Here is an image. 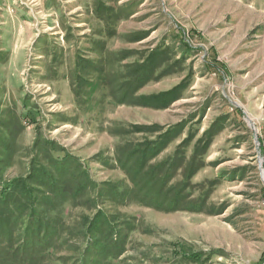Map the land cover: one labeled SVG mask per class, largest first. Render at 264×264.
<instances>
[{"label": "rangeland", "instance_id": "374dc122", "mask_svg": "<svg viewBox=\"0 0 264 264\" xmlns=\"http://www.w3.org/2000/svg\"><path fill=\"white\" fill-rule=\"evenodd\" d=\"M167 46L137 95L187 80L183 97L164 109L118 101L127 77ZM222 54L229 75L211 63L213 56L222 63ZM262 58L264 0H0V188L18 178L38 188L37 167L54 170L63 152L76 158L61 177L66 187L74 192L91 181L65 202L61 235L43 247L29 241L34 227L17 207L10 233L0 231V264H83L85 221L98 209L127 234L124 253L112 259L100 251V264H264V144L238 101L234 69ZM180 122V136L157 161L191 132L196 141L213 124L219 129L187 191V204L202 209L167 212L108 190L133 187L120 148L156 136L137 127ZM45 200L36 193L41 213L49 210Z\"/></svg>", "mask_w": 264, "mask_h": 264}, {"label": "trees", "instance_id": "16d2710c", "mask_svg": "<svg viewBox=\"0 0 264 264\" xmlns=\"http://www.w3.org/2000/svg\"><path fill=\"white\" fill-rule=\"evenodd\" d=\"M189 35L193 37L194 33L190 32ZM184 46L189 49L191 44L184 40ZM169 50V46L165 48L158 47L153 50L146 57L145 62L140 64L127 77L123 83L124 90L120 92L118 101L134 102L164 109L168 108L172 102L182 98L183 92L188 88L187 80L169 90L151 96L137 95V91L156 75L157 68L165 62V52H169ZM211 63L216 67L219 65L222 67V63L217 59V56H213ZM183 127L184 122L168 128L158 124L137 127L135 133L144 132L156 136L154 139L138 142L133 147L123 148L121 146L120 148L123 156L119 158L118 162L133 187L126 188L123 184L117 183L110 186L108 190L117 197L132 198L140 203H146L167 212L182 208L202 209L200 204L197 207L196 205L187 204L189 197L187 191L191 192L194 186L191 181L195 174L206 166V157L219 129L216 124H213L196 141L193 132H191L176 146L170 157L157 161V158L168 148L170 143L178 139ZM191 145H193L192 151L188 155ZM75 161L74 156L63 152L56 159L54 170H50L45 166L37 167L31 178L38 188H33L31 183L23 178L15 179L0 188V231L3 227L2 231L6 230V233H10L9 229L12 228L8 219L16 216V208L20 207L19 217L27 216L32 222L30 226L34 227L33 230L28 228L26 232L29 241L37 239L36 245L43 247V245L58 239L63 228L61 224L64 223L62 210L65 202L69 199H76L77 194H80L79 190L88 187L91 183L90 181V183L81 184L74 192L66 187L65 179H61V177L69 172L66 166ZM178 176H181L182 180L177 182L179 184H172L173 179ZM217 184V179L213 180L210 184L211 188L213 189ZM63 187H65L64 191ZM37 192L41 193L46 199L44 203L49 207L47 212L41 213L38 211L36 207ZM67 193L68 195H66ZM51 196H55L57 200H53ZM21 199H26V201L21 202ZM205 199L206 196H203V200ZM43 217H46L44 225ZM85 223L87 224L83 234L86 238L84 241L86 249L81 254L83 260L80 263L100 264L101 258L97 255L100 251H102L101 254L108 253L107 257L112 259L124 253L127 234H121V228L112 222L109 215L98 209L92 217H88V221H85ZM124 223L128 226L129 231H133L132 223L128 221ZM43 226H45V231L42 230ZM17 250L19 249L17 248ZM17 250L12 253V256H16ZM198 256L199 254L193 253L191 258L196 261ZM21 258L25 259L26 257L21 256Z\"/></svg>", "mask_w": 264, "mask_h": 264}, {"label": "crops", "instance_id": "0c3cea01", "mask_svg": "<svg viewBox=\"0 0 264 264\" xmlns=\"http://www.w3.org/2000/svg\"><path fill=\"white\" fill-rule=\"evenodd\" d=\"M217 59L221 61L219 56H217ZM262 61L263 63L259 64ZM222 65L224 66L222 74L229 75L228 73L233 70V66L227 60H224L223 54ZM234 69L238 71L235 85L239 92L238 101L242 102L250 111L251 120L258 128L264 144V79H262L264 78V58L261 60L257 59V61L251 59L247 65ZM235 104L241 110L240 104L238 102ZM244 106L243 108H245ZM262 150H264V146H262Z\"/></svg>", "mask_w": 264, "mask_h": 264}, {"label": "water", "instance_id": "95a60500", "mask_svg": "<svg viewBox=\"0 0 264 264\" xmlns=\"http://www.w3.org/2000/svg\"><path fill=\"white\" fill-rule=\"evenodd\" d=\"M261 167H260V169H261V172H262V174L264 173V168L262 167V165H260Z\"/></svg>", "mask_w": 264, "mask_h": 264}, {"label": "bare ground", "instance_id": "6f19581e", "mask_svg": "<svg viewBox=\"0 0 264 264\" xmlns=\"http://www.w3.org/2000/svg\"><path fill=\"white\" fill-rule=\"evenodd\" d=\"M264 175V173L262 174V176Z\"/></svg>", "mask_w": 264, "mask_h": 264}]
</instances>
